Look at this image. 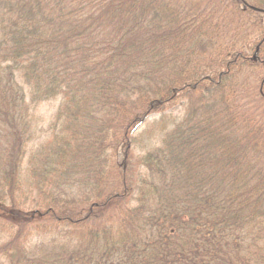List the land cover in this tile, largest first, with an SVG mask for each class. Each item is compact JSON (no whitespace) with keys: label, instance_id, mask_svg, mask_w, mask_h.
Here are the masks:
<instances>
[{"label":"trees","instance_id":"1","mask_svg":"<svg viewBox=\"0 0 264 264\" xmlns=\"http://www.w3.org/2000/svg\"><path fill=\"white\" fill-rule=\"evenodd\" d=\"M263 14L264 0H0V123L14 131L0 264H264V64L234 53L230 30ZM56 99L32 155L52 177L34 174L41 200L25 208L29 103Z\"/></svg>","mask_w":264,"mask_h":264},{"label":"rangeland","instance_id":"2","mask_svg":"<svg viewBox=\"0 0 264 264\" xmlns=\"http://www.w3.org/2000/svg\"><path fill=\"white\" fill-rule=\"evenodd\" d=\"M246 1L250 2L252 0H246ZM263 17H264V14H263ZM254 26L255 25L252 22L248 21L247 23L244 22V29L241 28L243 31H241V29L239 30L238 26H236V28L233 26H232L233 28L230 27V30L234 32L231 39L234 42H236L235 50H233V52L236 54L246 55L250 60H257L259 58V61H261V63L264 64V48H262L261 50L259 46L261 44L264 45V27L262 28L261 26V27H258V29H254L256 28ZM237 34L239 35V37H237ZM238 50H241V51L238 53ZM209 54L215 55V53L212 54V52H209L208 55ZM232 56L233 55L231 54L222 55L223 62L221 61L222 62V63L220 62L221 64L219 63L217 66L212 67V69L214 70L212 74L217 75L221 72L227 71V69L230 66L229 64H227V62L228 60L231 59L230 57ZM225 62L227 64V68L225 67L223 70L222 66L226 65ZM260 65H257L254 68H256L255 69L256 71H258L256 74H258L257 77L260 79L259 85L262 86V89L264 90V80H263L264 68H261ZM0 79H3V78H0ZM27 89L28 88L25 87L23 91H26ZM59 102L60 100L58 99L50 100L47 102L40 103L35 108H33V105L29 103V106L32 109H30L29 116L27 115V117L32 116L35 118V120L32 118H27L28 120H31V125H32L31 128H33V131L29 130V133L32 134V139H30L23 145L24 152L22 154L21 161L18 164L19 166L17 167L18 168L17 177L15 176L16 180H15V177H11L10 179H5L1 181V183H7L9 185V183L14 182L15 180L14 185L16 189L18 188V190L14 192L13 197L16 201H21V202L23 201L24 203H26L24 204L25 208H28V207L31 208L34 205L33 201L36 202L38 200H41L40 187L34 186L35 178H36L34 174L36 172H39L40 174L38 176H42L46 184H47L46 177L47 178L52 177L49 174L44 173L45 167L43 168V165L42 164L40 165V160L37 157L33 159L32 155H33V151H35L42 143H44L46 140L50 138V132L48 131V127L50 124V119L53 117L56 110L58 109ZM147 119H150V118H147ZM16 120H18L19 123L16 122L15 132L17 129L19 130L21 129L19 118H17ZM11 129L12 128H10V126L7 123H4V122L0 123V139H1L0 147H1V144L4 145L6 143V139L4 135L6 136V138L9 137L10 135L12 136L14 131H11ZM139 153H140L139 151L135 149H131V157L138 156ZM35 165H37L39 169L33 172L32 169L34 168ZM78 170H79L78 167H76V172ZM77 175L79 174L77 173ZM40 179L41 178L39 177V180ZM3 191L4 190L1 188L0 194ZM5 195L7 196L6 203L8 204V202L10 201L9 196L11 195V193L5 192ZM31 239L32 241L28 242V245L32 243H33L32 245H34V242L36 241L35 237Z\"/></svg>","mask_w":264,"mask_h":264}]
</instances>
